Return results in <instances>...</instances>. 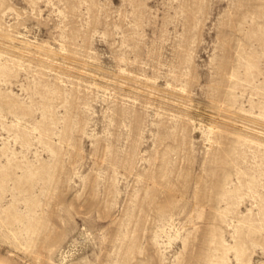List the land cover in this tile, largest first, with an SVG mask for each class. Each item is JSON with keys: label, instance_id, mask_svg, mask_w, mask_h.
Masks as SVG:
<instances>
[{"label": "rangeland", "instance_id": "obj_1", "mask_svg": "<svg viewBox=\"0 0 264 264\" xmlns=\"http://www.w3.org/2000/svg\"><path fill=\"white\" fill-rule=\"evenodd\" d=\"M0 264H264V0H0Z\"/></svg>", "mask_w": 264, "mask_h": 264}]
</instances>
